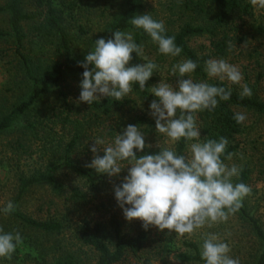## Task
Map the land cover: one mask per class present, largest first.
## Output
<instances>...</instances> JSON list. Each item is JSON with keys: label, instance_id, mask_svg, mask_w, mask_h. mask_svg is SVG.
<instances>
[{"label": "rangeland", "instance_id": "1", "mask_svg": "<svg viewBox=\"0 0 264 264\" xmlns=\"http://www.w3.org/2000/svg\"><path fill=\"white\" fill-rule=\"evenodd\" d=\"M26 1V8L31 10V0ZM246 1L251 7L250 14L237 13L230 18L234 29L229 26L226 54L211 59L223 58L236 65L243 75L241 83L247 84L252 94L256 93L264 100V36L256 30L259 25H264V8L253 6L251 0ZM6 2L7 0H0V5ZM141 3L143 10L139 15L151 14L154 19L162 20L166 31L177 32L187 23L204 24V16L182 7L184 0H141ZM104 10L105 5L101 0L85 1L75 21L71 22V27H74L72 33H78L77 26H82L89 35L99 32L109 20V15ZM205 21L209 23L210 18ZM8 29V17L0 15V30ZM25 29L28 31L26 25ZM218 31V39L224 37V30ZM243 35H246V40L239 43V38ZM211 43L210 35L192 37L189 40L190 48L199 56L212 54ZM142 45L144 56L159 66L146 82L148 89L158 85L161 80L175 85L176 77L171 75V68L185 58L181 55L172 58L160 54L158 45L151 40ZM50 56L46 55L45 59ZM139 59L141 64L148 62L143 57ZM192 78L197 82L207 80L215 86L224 83L227 88L230 87L239 94L242 91L240 85L209 79L207 74L204 78H196L192 74ZM80 84L81 80L68 78L45 96L31 113L17 120L12 129L0 134V209L8 201L14 204L22 179L48 172L52 167L63 163L67 146L76 136V127L81 128V133L72 159L84 167L93 159L90 148L94 145L95 138L104 139L106 144L111 143L116 133L122 134L130 118L135 115L144 116L149 121L140 128L145 135L146 144H151L152 148H157V143L161 147L168 146L165 144V137L155 131L150 104L157 98L150 91L147 97H142L134 90L123 101H119L123 104L119 112L105 116L92 110L88 104L78 102ZM28 92L29 83L18 66L11 43L0 41V116L8 114L12 106ZM106 100L114 99L102 98L96 102L103 103ZM236 112L245 114L246 119L242 123L241 134L233 141V145H237L233 159L225 163L239 166L242 169L240 176L244 170H248L246 185L251 187L252 194L244 199L243 206L264 229V115L247 109H236ZM77 120L81 126L77 125ZM197 125L201 139H204L199 120ZM97 154L103 156V150ZM126 175L127 169L118 177L109 178L107 175L97 174L93 182H88L70 170L62 169L57 174V179L63 184L62 192L55 191L47 184L31 187L19 202L17 210L36 221L60 222L63 229L60 232L45 233L0 214V228L6 233L19 231L23 237V243L17 248L13 259H0V264L66 263L65 259L69 255L75 258L77 264H96L97 254L81 241L84 220L90 221L93 226L100 224L103 227L104 242L111 248L115 245L116 226H119L122 235L136 236L142 230L141 222H128L124 218L114 193V188L123 182ZM239 178H233V183H238ZM74 188H79L84 193L83 203L75 204L70 200ZM206 232L218 234L230 246V255L239 258L240 264H253L260 254V246L251 225L233 214L226 222L204 228L191 239L177 238L175 233L168 235L167 230L160 232L153 227L148 246L137 256L128 255L120 264H147V261L151 264H200L183 262L178 256L183 253L194 254L185 243H194L200 250L202 234Z\"/></svg>", "mask_w": 264, "mask_h": 264}, {"label": "clouds", "instance_id": "2", "mask_svg": "<svg viewBox=\"0 0 264 264\" xmlns=\"http://www.w3.org/2000/svg\"><path fill=\"white\" fill-rule=\"evenodd\" d=\"M251 4L264 8V0H251ZM130 24L142 29L158 45L160 54L172 58L180 56L182 48L177 46L175 36L166 34L162 20L143 14L133 16ZM112 35L113 38L107 40H96L94 49L79 65L84 71L78 102L91 106L102 98L123 101L138 84L141 92L148 90L157 98L150 104V115L155 120V131L165 137L168 146L161 147L157 143V154H145V149L153 146L145 143L139 126L130 124L122 134L116 133L111 143L95 138L90 148L93 159L86 166L109 178L118 177L127 169L123 182L114 188L115 199L124 218L128 222L140 221L146 231L155 227L160 232L167 230L168 235L175 233L177 238L191 239L204 228L226 222L242 208L252 189L243 182L233 183L242 169L235 164L229 166L222 159L231 161L234 156L231 152L225 156L228 140L225 137L218 141L201 139L197 118L199 113L214 111L221 101H228L231 88L215 86L207 80L195 81L192 74L197 63L183 59L171 68V75L176 77L175 85L161 80L146 89V82L159 66L144 56L143 45L134 41L132 32L116 30ZM133 53L148 62L129 66ZM204 71L209 79L240 85L241 99L252 96L247 84L241 83L240 69L227 60L208 59ZM233 119L242 124L246 115L237 112ZM181 140L186 145L185 154H178L174 147ZM100 150L103 156L97 154ZM16 207L8 201L0 211L8 215L15 212ZM202 235L200 256L205 264H240L218 234ZM22 243L19 231L6 233L0 228V259L11 261Z\"/></svg>", "mask_w": 264, "mask_h": 264}, {"label": "trees", "instance_id": "3", "mask_svg": "<svg viewBox=\"0 0 264 264\" xmlns=\"http://www.w3.org/2000/svg\"><path fill=\"white\" fill-rule=\"evenodd\" d=\"M85 1L89 0H31V10L26 8V0H7L4 5H0V15H5L9 19V29L0 30V41L11 43L14 54L17 57L18 66L24 73L26 81L29 83L28 94L18 103L12 106L11 111L0 116V134L12 129L15 122L33 111L55 87L65 82L68 78L79 79L82 81L84 69L79 66L85 60L88 52L94 49V42L98 39L113 38L112 33L116 30L130 31L133 33L134 41L137 44H143L150 41L151 38L143 32L142 29H136L130 24V20L143 10L141 0H101L105 5L104 13L109 15L104 27L97 33L89 35L82 27L77 26L78 33L73 34L71 22L75 21L79 15V9ZM183 8L194 10L199 15L204 16L203 25L187 23L181 26L177 32L166 31L168 36H175L177 46L182 48L181 56L185 59L194 60L198 67L193 73L196 78L206 77L204 71L205 61L215 56L226 54V38L230 29H234V23L230 24V18L237 14H250V5L246 0H184ZM252 12V11H251ZM210 18V22L205 21ZM28 27V31L25 29ZM224 30V37H219V31ZM257 33L264 36V25L256 27ZM210 35L212 37V54L199 56L189 46V40L192 37ZM35 36V37H34ZM246 40V35L239 38V43ZM82 47L80 50V47ZM46 55H51L45 59ZM131 66L141 64L139 57L132 54ZM91 67V66H90ZM216 86L227 88L224 83H218ZM145 88L148 89L147 83ZM136 93L142 97H147L148 90L141 92L139 85H134ZM232 94L228 101H221L214 111H204L198 114L197 121H200L204 138L219 140L225 137L228 140V146L225 156L228 152L235 153L237 145L233 141L242 132V124H237L233 119L236 109H247L255 113L264 115V100H261L256 93L252 96L240 98V94L231 90ZM123 104L115 100H106L103 103L94 102L90 106L95 112H100L105 116L119 112ZM81 126L79 120L76 121ZM149 121L144 116H133L128 125H136L140 128L148 124ZM127 125V126H128ZM77 128L76 136L67 146L62 164L52 167L48 172L37 173L29 178L21 180V188L14 204L18 206L19 202L27 191L36 185L47 184L55 191L62 192L63 184L57 179V174L62 169H68L76 176L93 182L97 173L92 168H87L73 161L72 156L78 143L81 128ZM121 126L119 127V131ZM115 134V133H113ZM175 150L178 154H185L186 145L183 140L176 145ZM159 148L145 149V154H157ZM224 162L227 161L224 157ZM248 170H244L238 180V183H247ZM70 200L75 204H81L85 201V195L79 188L72 189ZM0 214L5 215L2 211ZM242 220L248 222L257 238L260 246V254L253 264H264V229L253 218L245 208L235 213ZM18 220L23 225L43 231L45 233L60 232L63 225L56 221L40 222L30 219L21 214L16 207V211L6 215ZM142 225V223H141ZM152 228L147 231L142 230L132 237L122 235L119 226L115 227V245L111 248L104 242L103 227L100 224L92 225L90 221L84 220L81 233L82 243L91 248L97 254L96 264H120L128 255L137 256L149 244ZM186 246L194 251V254H180L178 259L188 263L205 264L201 259L200 250L194 243H185ZM66 263L58 264H77L72 255L67 256ZM147 264H151L149 261Z\"/></svg>", "mask_w": 264, "mask_h": 264}]
</instances>
